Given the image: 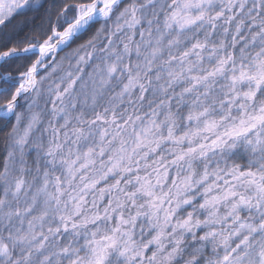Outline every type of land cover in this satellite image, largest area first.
<instances>
[{
    "label": "snow or ice",
    "instance_id": "snow-or-ice-1",
    "mask_svg": "<svg viewBox=\"0 0 264 264\" xmlns=\"http://www.w3.org/2000/svg\"><path fill=\"white\" fill-rule=\"evenodd\" d=\"M0 264H264V0H0Z\"/></svg>",
    "mask_w": 264,
    "mask_h": 264
}]
</instances>
